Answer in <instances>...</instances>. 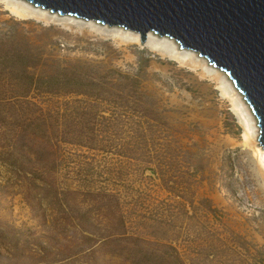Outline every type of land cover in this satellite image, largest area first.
<instances>
[{
  "label": "rangeland",
  "instance_id": "obj_1",
  "mask_svg": "<svg viewBox=\"0 0 264 264\" xmlns=\"http://www.w3.org/2000/svg\"><path fill=\"white\" fill-rule=\"evenodd\" d=\"M217 71L152 31L0 0V264H264L253 117Z\"/></svg>",
  "mask_w": 264,
  "mask_h": 264
},
{
  "label": "water",
  "instance_id": "obj_2",
  "mask_svg": "<svg viewBox=\"0 0 264 264\" xmlns=\"http://www.w3.org/2000/svg\"><path fill=\"white\" fill-rule=\"evenodd\" d=\"M72 15L175 40L225 73L256 118L264 148V0H26ZM261 148V149H262Z\"/></svg>",
  "mask_w": 264,
  "mask_h": 264
},
{
  "label": "bare ground",
  "instance_id": "obj_3",
  "mask_svg": "<svg viewBox=\"0 0 264 264\" xmlns=\"http://www.w3.org/2000/svg\"><path fill=\"white\" fill-rule=\"evenodd\" d=\"M174 58H176V57H174ZM180 63H181V61H180ZM213 74H210V75L207 74L208 75V79L211 80V81L216 82L217 83L216 85H218V83H220L219 81L223 80V82H224L223 86L225 85V89L223 88L222 91H221L222 92V97L226 98V99L229 98L230 102L233 105L234 112L238 113V114L236 113L238 115V117L240 118V117L244 116L245 114L248 115L250 120H251V117H253V122L252 123H254V128L255 129L254 128H250V127H245L244 128V131H243V134H242V145L248 146V147L251 148V150H252L253 154L256 156V158H258L259 161L262 160V165L263 166L262 165L261 166L264 168V148H262V146H256L257 144H259V142L257 140L258 134H259V129H258V126H257L256 118L253 115L248 103L243 99V95L238 91V89L234 86V84L231 82V80L227 81L228 77L225 75V73L220 74L217 71V72H215V76ZM203 76H205V75H203ZM218 87H219V85H218ZM229 89H231V92L229 91ZM235 102L238 104L237 107H236V103ZM248 126H250V125H248Z\"/></svg>",
  "mask_w": 264,
  "mask_h": 264
},
{
  "label": "trees",
  "instance_id": "obj_4",
  "mask_svg": "<svg viewBox=\"0 0 264 264\" xmlns=\"http://www.w3.org/2000/svg\"><path fill=\"white\" fill-rule=\"evenodd\" d=\"M78 79H70L69 77L67 78V83L70 84V86L72 87H75L77 85H79V82L77 81ZM40 83H38L41 87L42 85L46 86V87H49V86H53V84L56 86V85H59L60 83H62V85L65 83L62 82V78L61 77H49V78H46V79H42L41 77L39 78L38 80Z\"/></svg>",
  "mask_w": 264,
  "mask_h": 264
}]
</instances>
